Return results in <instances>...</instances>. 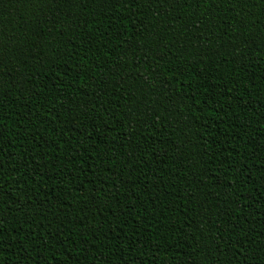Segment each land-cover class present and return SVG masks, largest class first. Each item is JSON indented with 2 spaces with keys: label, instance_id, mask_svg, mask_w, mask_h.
<instances>
[{
  "label": "trees",
  "instance_id": "16d2710c",
  "mask_svg": "<svg viewBox=\"0 0 264 264\" xmlns=\"http://www.w3.org/2000/svg\"><path fill=\"white\" fill-rule=\"evenodd\" d=\"M0 264H264V0H0Z\"/></svg>",
  "mask_w": 264,
  "mask_h": 264
}]
</instances>
